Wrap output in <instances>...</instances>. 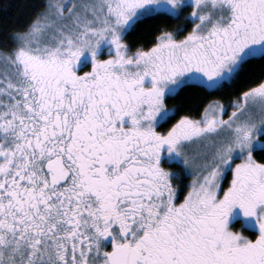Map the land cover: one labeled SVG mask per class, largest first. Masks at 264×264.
<instances>
[{
  "label": "snow or ice",
  "instance_id": "obj_1",
  "mask_svg": "<svg viewBox=\"0 0 264 264\" xmlns=\"http://www.w3.org/2000/svg\"><path fill=\"white\" fill-rule=\"evenodd\" d=\"M17 7L0 264H264V0ZM192 88L231 91L169 105Z\"/></svg>",
  "mask_w": 264,
  "mask_h": 264
},
{
  "label": "trees",
  "instance_id": "obj_2",
  "mask_svg": "<svg viewBox=\"0 0 264 264\" xmlns=\"http://www.w3.org/2000/svg\"><path fill=\"white\" fill-rule=\"evenodd\" d=\"M7 3L10 5L6 10L0 8V20L5 18L19 20L22 19L26 11L23 7H17L18 4L22 3V0H0V5ZM231 89L225 88L224 91L206 92L202 89L192 88L189 89L182 97H176L168 101L169 105L186 103L189 108H202L203 103L214 97H220L224 100L229 98V92ZM183 110V109H182Z\"/></svg>",
  "mask_w": 264,
  "mask_h": 264
}]
</instances>
